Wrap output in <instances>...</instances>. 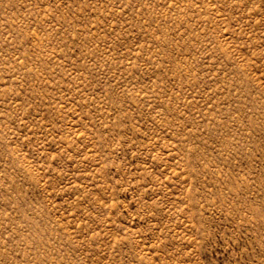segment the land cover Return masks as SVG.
<instances>
[{
    "label": "rangeland",
    "instance_id": "rangeland-1",
    "mask_svg": "<svg viewBox=\"0 0 264 264\" xmlns=\"http://www.w3.org/2000/svg\"><path fill=\"white\" fill-rule=\"evenodd\" d=\"M0 264H264V0H0Z\"/></svg>",
    "mask_w": 264,
    "mask_h": 264
}]
</instances>
